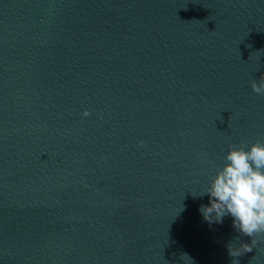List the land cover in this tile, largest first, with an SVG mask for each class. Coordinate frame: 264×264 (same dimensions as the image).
Here are the masks:
<instances>
[{"label":"water","instance_id":"water-1","mask_svg":"<svg viewBox=\"0 0 264 264\" xmlns=\"http://www.w3.org/2000/svg\"><path fill=\"white\" fill-rule=\"evenodd\" d=\"M262 74L264 0H0V264H264L193 196Z\"/></svg>","mask_w":264,"mask_h":264},{"label":"clouds","instance_id":"clouds-1","mask_svg":"<svg viewBox=\"0 0 264 264\" xmlns=\"http://www.w3.org/2000/svg\"><path fill=\"white\" fill-rule=\"evenodd\" d=\"M250 87L254 94L264 96V74L251 81ZM90 115L87 110L82 112L83 117ZM138 146L143 147V141ZM205 195L208 204L198 209L203 220L212 225L230 217L238 234L227 245L228 255L236 258L251 252L258 243L257 237L264 236V142L230 144L210 183L200 195L193 196ZM245 237L249 243L241 242ZM232 264L239 261L233 259Z\"/></svg>","mask_w":264,"mask_h":264}]
</instances>
